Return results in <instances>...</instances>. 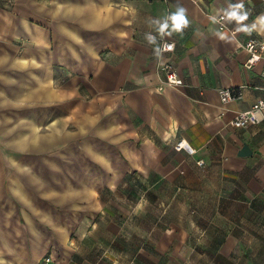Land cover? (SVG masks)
I'll return each instance as SVG.
<instances>
[{"label": "crops", "instance_id": "obj_1", "mask_svg": "<svg viewBox=\"0 0 264 264\" xmlns=\"http://www.w3.org/2000/svg\"><path fill=\"white\" fill-rule=\"evenodd\" d=\"M253 37L264 0H0V264H264V123L232 125L264 100ZM136 178L147 229L102 198Z\"/></svg>", "mask_w": 264, "mask_h": 264}, {"label": "built area", "instance_id": "obj_2", "mask_svg": "<svg viewBox=\"0 0 264 264\" xmlns=\"http://www.w3.org/2000/svg\"><path fill=\"white\" fill-rule=\"evenodd\" d=\"M226 15H221L218 18L221 30H229L225 24ZM240 28L231 30V33L236 35L240 32ZM176 42L174 40L164 39L161 44V48L158 54L159 58V70L164 75V81L160 85V89L164 86H183L185 81L179 73L174 62L170 59L165 60L164 57L167 53H172L175 50ZM245 49L249 54L246 66L252 67L257 64L262 66V75L264 77V38H251L245 45ZM222 101L227 102L229 100L242 97L240 89H225L221 91ZM264 123V100L257 101L251 109L239 113V115L232 121V125L238 128H248L252 124ZM182 144V143H180ZM50 259H46L49 261Z\"/></svg>", "mask_w": 264, "mask_h": 264}, {"label": "rangeland", "instance_id": "obj_3", "mask_svg": "<svg viewBox=\"0 0 264 264\" xmlns=\"http://www.w3.org/2000/svg\"><path fill=\"white\" fill-rule=\"evenodd\" d=\"M153 181V180H152ZM136 178L135 181L125 184L119 192L105 191L102 198L112 205V216L125 223L128 218L140 219L136 224L143 223L140 228H149L148 220L159 217L162 214V186L154 185ZM160 189V190H159ZM144 219V220H143ZM127 228V226H125ZM117 260V259H114ZM118 264L121 262L118 260Z\"/></svg>", "mask_w": 264, "mask_h": 264}, {"label": "clouds", "instance_id": "obj_4", "mask_svg": "<svg viewBox=\"0 0 264 264\" xmlns=\"http://www.w3.org/2000/svg\"><path fill=\"white\" fill-rule=\"evenodd\" d=\"M172 19H173V21H174L176 27H179L180 24H181V23L183 22V20H184V17H183V10H181L179 14L174 15V16L172 17Z\"/></svg>", "mask_w": 264, "mask_h": 264}]
</instances>
